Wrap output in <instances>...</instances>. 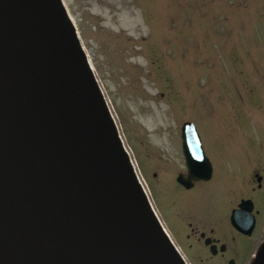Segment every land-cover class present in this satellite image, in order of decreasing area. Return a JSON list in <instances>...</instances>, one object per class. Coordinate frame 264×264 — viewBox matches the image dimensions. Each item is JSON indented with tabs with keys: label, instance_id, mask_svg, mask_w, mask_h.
I'll return each instance as SVG.
<instances>
[{
	"label": "water",
	"instance_id": "water-1",
	"mask_svg": "<svg viewBox=\"0 0 264 264\" xmlns=\"http://www.w3.org/2000/svg\"><path fill=\"white\" fill-rule=\"evenodd\" d=\"M180 131L190 189L212 166L195 125ZM0 264H182L61 0H0Z\"/></svg>",
	"mask_w": 264,
	"mask_h": 264
},
{
	"label": "rangeland",
	"instance_id": "rangeland-1",
	"mask_svg": "<svg viewBox=\"0 0 264 264\" xmlns=\"http://www.w3.org/2000/svg\"><path fill=\"white\" fill-rule=\"evenodd\" d=\"M61 1L162 223L190 264L215 263L191 229L219 225L176 181L180 129H197L213 168L204 208L222 216L220 193L264 173V0Z\"/></svg>",
	"mask_w": 264,
	"mask_h": 264
},
{
	"label": "flooded vegetation",
	"instance_id": "flooded-vegetation-1",
	"mask_svg": "<svg viewBox=\"0 0 264 264\" xmlns=\"http://www.w3.org/2000/svg\"><path fill=\"white\" fill-rule=\"evenodd\" d=\"M253 176L254 181L248 180L249 187L246 182L238 180L234 189L220 193L219 199L226 205L222 216L207 213L213 195L208 193L206 184L212 182L213 168L208 180L193 181L190 189L178 183L185 191L201 192V197H193L194 206H198L195 214L205 216L206 213L212 221L215 218L219 225V229L209 224L191 229L192 235L207 255L205 259L214 260L213 264H264V173L255 172ZM236 192L239 195L233 199ZM206 196L209 203L203 199ZM205 206L208 208L205 209Z\"/></svg>",
	"mask_w": 264,
	"mask_h": 264
},
{
	"label": "bare ground",
	"instance_id": "bare-ground-1",
	"mask_svg": "<svg viewBox=\"0 0 264 264\" xmlns=\"http://www.w3.org/2000/svg\"><path fill=\"white\" fill-rule=\"evenodd\" d=\"M84 54L86 56L88 67H89V70H90L91 75L93 77V80L96 84L97 90L99 91L101 99L103 100V104L105 106L107 116H108L109 121L111 123V126L113 128V131L117 137V141L119 143V146H120V148L124 154L125 160L129 166L131 172L133 173V176L137 182L139 189L141 190V192H142V194H143L154 218L156 219L158 225L160 226L163 234L165 235V237L169 241L170 245L172 246L173 250L175 251V253H176L177 257L179 258V260L181 261V263L182 264H190L187 257L182 252L180 247L175 243V241L173 240V238L171 237V235L169 234V232L165 228L164 224L162 223L158 213L156 212L154 205L152 203L151 197H150L148 190H147V188L143 182L142 176L138 170V167H137L136 161L133 157V154H132L128 144L125 141L124 135H123L122 130H121V125H120L119 119L117 117V114H116L113 106H112V103H111L110 99L108 98V96L106 95L103 87L101 86V84H100V82L96 76L95 70L92 67L85 51H84Z\"/></svg>",
	"mask_w": 264,
	"mask_h": 264
}]
</instances>
